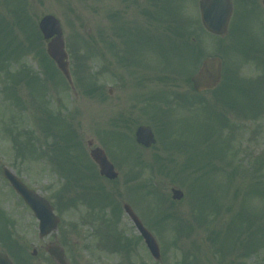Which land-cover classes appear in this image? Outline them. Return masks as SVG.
Returning a JSON list of instances; mask_svg holds the SVG:
<instances>
[{
	"label": "rangeland",
	"instance_id": "1",
	"mask_svg": "<svg viewBox=\"0 0 264 264\" xmlns=\"http://www.w3.org/2000/svg\"><path fill=\"white\" fill-rule=\"evenodd\" d=\"M198 1L0 0V251L13 264H55L54 244L68 264H264V83L249 82L260 67L235 56L231 31H204ZM46 15L60 21L71 85L38 35ZM246 21L241 49L264 42L260 21ZM211 56L222 60V86L197 94L190 77ZM141 125L155 136L149 149L134 143ZM88 141L116 182L96 181ZM4 167L53 205L56 232L38 237ZM119 202L154 235L159 262L140 241L106 247L119 232L136 238L124 214L108 224Z\"/></svg>",
	"mask_w": 264,
	"mask_h": 264
},
{
	"label": "water",
	"instance_id": "2",
	"mask_svg": "<svg viewBox=\"0 0 264 264\" xmlns=\"http://www.w3.org/2000/svg\"><path fill=\"white\" fill-rule=\"evenodd\" d=\"M201 9V17L204 27L214 33L223 34L226 31L227 24L230 17V6L227 0H203L199 3ZM39 29L46 41H49L46 46L47 54L53 59L65 75L66 79L70 81L67 72V63L65 62L66 54L64 51V42L62 39V31L59 21L53 16H46L39 22ZM221 62L218 58H207L203 61L199 72L192 77L193 88L197 92L213 88L220 80ZM136 142L144 147H150L154 143L151 130L140 127L136 131ZM92 159L99 165L101 175L108 179L116 178L113 172L112 165L106 160L104 153L100 149H95L91 152ZM4 177L9 181L11 187L23 199V201L32 210L35 217L39 220L40 236L45 237L56 229L58 220L52 213V208L47 201L39 197L33 191L28 190L11 172L4 169ZM173 198L180 200L182 193L173 190ZM125 211L133 219L139 233L143 236L144 241L157 258L158 248L153 237L145 231L136 217L131 213L128 207ZM48 253L52 256L58 264H65L63 254L60 248L50 247ZM0 264H11L7 256L0 254Z\"/></svg>",
	"mask_w": 264,
	"mask_h": 264
},
{
	"label": "flooded vegetation",
	"instance_id": "3",
	"mask_svg": "<svg viewBox=\"0 0 264 264\" xmlns=\"http://www.w3.org/2000/svg\"><path fill=\"white\" fill-rule=\"evenodd\" d=\"M230 2L232 6V15L229 25H231L232 21L236 23L235 26H231V33L235 34V41L240 39V34L238 32L243 27L242 25H244L246 20H248L249 18H255L256 21L259 20L264 33V0H230ZM248 8H250V11L248 10ZM257 13H260V16H258ZM104 180L107 182H114L108 181L106 179ZM118 220L120 221V216ZM119 221L117 223H119ZM136 238L135 242H138L139 239L137 236Z\"/></svg>",
	"mask_w": 264,
	"mask_h": 264
},
{
	"label": "trees",
	"instance_id": "4",
	"mask_svg": "<svg viewBox=\"0 0 264 264\" xmlns=\"http://www.w3.org/2000/svg\"><path fill=\"white\" fill-rule=\"evenodd\" d=\"M177 226L181 227L182 224L178 223ZM187 228L188 227H185V229H187ZM185 229H184V231L187 232ZM187 233H189V231ZM211 240H214V238H211ZM182 261H183L182 264H184V262H186L187 264H193V263L195 264V262H191V260L188 257H186V256L182 259Z\"/></svg>",
	"mask_w": 264,
	"mask_h": 264
}]
</instances>
